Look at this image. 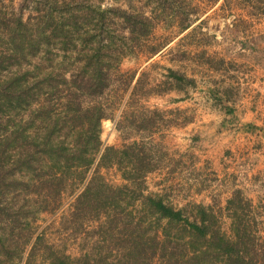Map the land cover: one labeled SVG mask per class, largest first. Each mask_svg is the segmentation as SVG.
<instances>
[{
    "label": "trees",
    "instance_id": "obj_1",
    "mask_svg": "<svg viewBox=\"0 0 264 264\" xmlns=\"http://www.w3.org/2000/svg\"><path fill=\"white\" fill-rule=\"evenodd\" d=\"M157 1L103 8L21 0L15 8L0 0V264H264L262 214L242 188L218 210L203 203L175 208L148 192L150 174L183 166L182 155L169 159L164 129L194 118L188 108L141 99L197 86L173 68L155 84L145 72L136 78L121 71L126 57L147 51L152 59L163 51L165 44L149 43L169 8L181 18L180 32L197 20L174 8L177 0ZM241 1L264 14V0ZM224 95L228 102L237 93L228 88ZM108 120L121 147L102 140ZM111 169L121 184L102 172ZM64 195L73 197L62 225L82 241L77 256L30 231L28 209L55 212Z\"/></svg>",
    "mask_w": 264,
    "mask_h": 264
},
{
    "label": "rangeland",
    "instance_id": "obj_2",
    "mask_svg": "<svg viewBox=\"0 0 264 264\" xmlns=\"http://www.w3.org/2000/svg\"><path fill=\"white\" fill-rule=\"evenodd\" d=\"M153 1L156 6L158 1ZM20 2L21 0H6L7 5L12 4L15 8L19 6ZM128 2L146 4L149 0H77L72 4H85V6L100 4L105 8L115 4H128ZM175 3L173 4L174 8H178V6L185 8L190 14V20L195 21L197 18L194 24L187 31L180 32L178 23L181 18L172 16L173 8H169L156 26L149 43L165 44L166 47L163 51L152 59H148L150 55L147 51L136 56L126 57L120 66L122 73L128 76L137 72L136 78L145 72L144 78L151 84L163 80L168 68L180 70L189 77L195 78L197 82L195 88H189L186 92L176 91L178 94L181 93L180 96H185L184 99L181 97L182 100L191 99L189 100L191 105L187 108L194 118L191 122L193 125L182 131L174 129L182 127L164 129L163 133V142L169 152V159L174 158L176 161L182 155L183 166L175 172L163 168L150 174L147 177L148 192L163 196L175 208H183L190 203L206 205L212 203L211 205H214L216 210L224 209L227 201V197L224 195L226 191L212 189L211 187L217 183V180L213 172L204 171V161L206 160H204V150L208 144L209 135L215 130L212 126L206 129L205 124L218 122L215 106L204 97V78H208L207 73H204V63L216 66L217 62L221 60L220 55L225 54L228 60L239 59V62L240 59L248 61L251 59V62L255 63L256 60H260L261 63L255 65H263L264 14L256 13L254 15L253 9L248 8V4L241 0H224L219 4H209L205 0H177ZM112 29L117 30L118 28L113 26ZM242 54L244 56L240 58ZM207 82L212 85L215 83ZM141 102L148 106L169 109L171 103H178V98H169L165 103L162 100L158 101L155 96L141 99ZM211 118L217 119L210 122ZM206 132L208 135H205ZM102 140L105 145L116 147L123 145V140L116 132L114 122L110 120L103 122ZM185 148L187 150L182 151ZM228 161L230 162V157ZM236 161L237 159L232 157L231 163ZM102 172L113 184L119 185L123 182L115 169ZM248 188H243V190L254 206H259L258 209L264 222V180L256 186ZM204 191L210 193H206L207 195L204 196ZM72 201L73 197L64 195L62 205L55 212H37L38 209H33V207L28 211L31 232L43 234L48 244L54 245L60 250L65 249L72 256H77L82 241L70 236L62 225V217L68 211ZM22 202L23 199L19 201L20 204ZM223 228L227 233H230L229 220H223ZM261 228L264 229V225H261ZM262 235L264 236V233ZM18 264H25V262L21 261Z\"/></svg>",
    "mask_w": 264,
    "mask_h": 264
},
{
    "label": "crops",
    "instance_id": "obj_3",
    "mask_svg": "<svg viewBox=\"0 0 264 264\" xmlns=\"http://www.w3.org/2000/svg\"><path fill=\"white\" fill-rule=\"evenodd\" d=\"M222 1L224 0L215 4ZM248 8L252 9V6L248 5ZM243 56L244 54L240 55V58ZM220 57L225 62L222 67L204 63V73H207L209 79L204 78V97L213 103L218 118V122H211L217 119L211 118V123L205 124L206 129L212 126L215 130L209 135L204 150V160H207V164L204 161V171L213 172L217 183L211 188H216V191L225 190L224 195L228 200L235 188L253 187L264 180V64L255 65L251 59H240L239 62V59L228 60L225 54ZM229 65H232V68ZM207 81L215 83L207 84ZM228 88L235 89L237 97L226 102L224 91ZM179 94L173 91L164 96H157V99L165 103L172 97L184 99L185 96ZM220 98L233 108V115L225 109V103L219 102ZM189 100L191 99L186 98L178 103H168L169 108L187 109V106L191 105ZM233 117L237 120L228 122ZM191 125L193 124L174 129L187 130ZM186 148L182 151H186ZM232 157L237 159L233 164ZM206 193L210 192L204 191V196Z\"/></svg>",
    "mask_w": 264,
    "mask_h": 264
}]
</instances>
